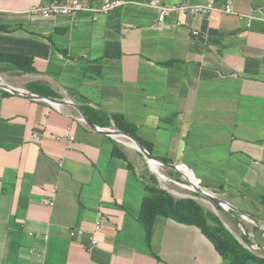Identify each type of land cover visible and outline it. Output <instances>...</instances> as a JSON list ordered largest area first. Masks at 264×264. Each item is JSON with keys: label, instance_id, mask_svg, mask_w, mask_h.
<instances>
[{"label": "crops", "instance_id": "crops-1", "mask_svg": "<svg viewBox=\"0 0 264 264\" xmlns=\"http://www.w3.org/2000/svg\"><path fill=\"white\" fill-rule=\"evenodd\" d=\"M53 1L0 0V53L31 57L35 69L0 62L10 85L45 84L49 97L124 116L156 158L185 164L264 221V0H234L250 22L224 13L225 0L210 15L173 12L163 24L148 0L99 14L30 11ZM78 115L0 90V264H230L197 226L172 218L157 217L148 243L138 219L147 181L131 150L115 157L118 140ZM68 133L71 143L59 138ZM99 210L106 219L90 250Z\"/></svg>", "mask_w": 264, "mask_h": 264}, {"label": "trees", "instance_id": "trees-1", "mask_svg": "<svg viewBox=\"0 0 264 264\" xmlns=\"http://www.w3.org/2000/svg\"><path fill=\"white\" fill-rule=\"evenodd\" d=\"M0 62L10 63L23 72L35 71L33 59L28 56L0 53ZM32 91L46 97H56L45 84H35L32 87ZM81 107L92 123L100 127H112L114 125L117 129L140 139L145 148L152 153L151 145L139 138L135 126L128 122L124 116L114 115L110 118L107 114L90 106L82 104ZM112 154L115 157L127 158L122 147L117 144L114 146ZM150 179L152 183L147 181L146 188L148 195L142 201L138 218L144 227L148 243L151 241L157 217L164 216L172 218L179 223L197 226L214 244L219 254L224 259L229 260L230 264H264V259L246 248L223 224L219 217L204 209L194 199H177L173 194L159 186L155 176H151Z\"/></svg>", "mask_w": 264, "mask_h": 264}, {"label": "built area", "instance_id": "built-area-1", "mask_svg": "<svg viewBox=\"0 0 264 264\" xmlns=\"http://www.w3.org/2000/svg\"><path fill=\"white\" fill-rule=\"evenodd\" d=\"M125 3H126V0H103L100 4L95 5L92 2H90L89 0H67V1L55 0V1L48 3V4L33 6L30 11L32 13H41L45 16L69 15V14H74V13H77L80 11H91L95 14H99V13H106V12H108L114 8H117V7L124 5ZM145 3L151 7L158 8L160 10L158 24H163L165 22L167 16L173 12L186 11V12H190L192 14L210 15L214 10L217 9L216 0H207V2L204 4H176L173 6L165 5L160 0H148ZM222 11L224 13H227V14H236L240 18H247L249 20V22L254 17L253 14H239V13H237L235 11V8H234V0H225L224 4L222 6ZM5 86H8L9 88H5ZM11 88L19 90V94H25V95L29 96L30 98L48 101L47 99L35 97L36 93L31 92L27 89H19V88H15V87L11 86L0 75V90H4L8 93L15 94L11 90ZM48 102H50V101H48ZM50 103H52L53 105H55L59 109L61 108V104H59V103H53V102H50ZM77 118L81 122L87 124L80 113H79ZM98 127L100 130L111 129L109 127H107V128L106 127H100V126H98ZM32 138L37 140V139H39V135L37 133H34V134H32ZM59 138H66L71 143L75 139V136L71 133H68L64 137L59 136ZM60 163H62V161ZM178 169H179V171L180 170H182V171L187 170L190 173H192L194 176V181L188 180L182 174L178 180L171 179V178L167 177V180H165V181L173 182V183H175L181 187L190 189L194 192H197V190L200 189L203 193H206V194H209L212 196H217L218 192L203 186L201 184L200 180L198 179V177L194 174V172L190 168H188L185 164H178ZM155 174L157 175L158 180H159L161 187L163 189L169 191L173 195H176V196L180 195V193H178L174 189H171L166 183H163L164 180H162L160 178L159 174H157V173H155ZM191 197H194V196H191ZM51 204H53V202H51ZM105 219H106L105 213L102 210H99L97 213V221H96L95 227H94V229L90 235L91 241H90V244L88 245V248L90 250L92 248H94L96 245H98V243H99V240L96 237V232H98L102 228L103 223L105 222ZM71 234H72V236H76V235L81 236V235L85 234V231L83 229H80V228H75V229L71 230ZM251 242H252V245H251L252 247L260 248L258 243H256L255 241H251ZM31 252L33 254L39 253L34 248L31 249ZM41 254H43V252H41Z\"/></svg>", "mask_w": 264, "mask_h": 264}, {"label": "rangeland", "instance_id": "rangeland-1", "mask_svg": "<svg viewBox=\"0 0 264 264\" xmlns=\"http://www.w3.org/2000/svg\"><path fill=\"white\" fill-rule=\"evenodd\" d=\"M0 75L4 78V80L7 83L14 85V81L16 79L12 78V75L4 73V72H0ZM117 142L120 145H122V148L124 150H126L127 152H129L131 150L130 156L133 159V161L136 163V166L138 167L140 174L144 175V177H146V181L152 183V181L150 179L151 176H155L158 180L157 175L150 169L148 159L145 157V155L141 151H139L138 149H135V148H131V147L127 146L126 144H124L123 142H120V141H117ZM134 151L140 152V153H135L136 159H134V155L132 153ZM160 171L164 175H166L168 178L175 179V180L179 179V175L172 168L167 167L166 165L162 164L160 167ZM163 183H166L171 189H174L175 191L177 190L178 193L181 192L179 197H178V195L177 196L174 195L177 199H184V198L194 199L204 209H206L207 211H209V212L213 213L214 215H216L217 217H219V219L223 222V224L233 233V235L246 248H248L250 251H252L257 256L264 259V232L257 225L256 222L245 219L241 214L232 210V208H230V210H228V211L231 212L234 216L230 215L227 212H225L218 204L206 199L204 196H202V195L198 194L197 192H194L190 189L181 187V186H179L173 182H170V181H163ZM158 184L161 187L159 180H158ZM191 196H194V197H191ZM216 197L230 203L231 205L236 206L232 200H229V198H227L226 196H224L222 194L217 193ZM205 200L209 201V203H207ZM247 214L251 215L249 213H247ZM251 216H253V215H251ZM259 221H260V224L262 225V227L264 228V221L263 220H259ZM240 222L243 224V226L240 225ZM243 227L245 230L243 229ZM245 231L247 233H245ZM251 241H255L256 243H258L260 248L252 247Z\"/></svg>", "mask_w": 264, "mask_h": 264}, {"label": "water", "instance_id": "water-1", "mask_svg": "<svg viewBox=\"0 0 264 264\" xmlns=\"http://www.w3.org/2000/svg\"><path fill=\"white\" fill-rule=\"evenodd\" d=\"M5 88H9V87H8V86H5ZM11 90H12L15 94H19V90H17V89H12V88H11ZM35 97H37V98H43V99H47V100L50 101V102H53V103H59V104H61V105H63V104H70V105L74 106V107L78 110V112L82 115V117L84 118V120L86 121V123H87V124L93 129V130H96V131H102V132H104L105 134L110 135V136H112V137H114V138H115V135H117V134H123V135H126V136L130 137V138L133 139V140L135 141V143L137 144V146H138V150H140V151L145 155V157H146L147 159H153V160H156V161L161 162L163 165H166L167 167L172 168V169H173V170L179 175V177H181V173H180V171H179V169H178V164L165 162V161H163V160H160V159L156 158L152 153H150V152L145 148L144 144L140 141V139H138L137 137H135V136H133V135H131V134L125 133V132H123V131H121V130H119V129H117V128H111V129H106V130H100L99 127H98L97 125H95L94 123H92V122L89 120L88 116L86 115V113H85V111L82 109V107H80L78 104L72 102L71 100L59 99V98H53V97H46V96H44V95H40V94H36ZM197 192H198L199 194L203 195L206 199H208V200H210V201H212V202L218 204V205L224 210V208L222 207V205H221V203H220V201H224V200H222V199H220V198H218V197H216V196L214 197V196H212V195H209V194L203 193L200 189H198ZM231 208H232V210H234V211L238 212L239 214H241L243 217H244V215H247V216H249L251 219H254V220L256 221L257 225H258V226L263 230V232H264V228L261 226L260 221H259L256 217L251 216V215H248L246 212H244V211L238 209V208H237L236 206H234V205H231ZM224 211L227 212V213L230 214V215H233V214H232L231 212H229V211H226V210H224ZM233 216H234V215H233ZM240 225L243 226V224H242L241 222H240ZM243 229H244V227H243ZM244 230H245V229H244ZM245 233H247V232L245 231Z\"/></svg>", "mask_w": 264, "mask_h": 264}, {"label": "bare ground", "instance_id": "bare-ground-1", "mask_svg": "<svg viewBox=\"0 0 264 264\" xmlns=\"http://www.w3.org/2000/svg\"><path fill=\"white\" fill-rule=\"evenodd\" d=\"M115 138L120 141V142H123L124 144H126L127 146L131 147V148H135V149H138V146L137 144L135 143V141L133 139H131L130 137L126 136V135H123V134H117L115 135ZM148 163H149V166L151 168V170L154 172V173H157L159 174L160 178L162 180H167V176L166 175H163V173L160 171V167L162 165L161 162L159 161H156V160H153V159H148ZM181 174L187 178L188 180H191V181H194V178L192 177L191 173L187 170H180ZM177 191V190H176ZM181 193V192H180ZM179 197V195H178ZM215 197V196H214ZM206 201V200H205ZM207 203H209V201H206ZM222 207L224 208V210L228 211L230 210L231 208V204L226 202V201H220ZM219 212V211H218ZM244 218L245 219H248V220H251V221H254L256 222L254 219H251L249 216L247 215H244ZM262 226V225H261Z\"/></svg>", "mask_w": 264, "mask_h": 264}]
</instances>
